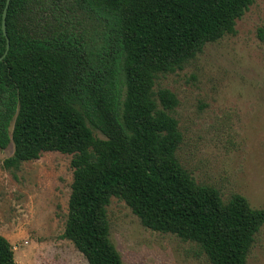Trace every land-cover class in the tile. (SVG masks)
<instances>
[{"label":"trees","instance_id":"obj_1","mask_svg":"<svg viewBox=\"0 0 264 264\" xmlns=\"http://www.w3.org/2000/svg\"><path fill=\"white\" fill-rule=\"evenodd\" d=\"M257 0H11L0 62V150L8 171L45 153L71 156L62 239L88 264H125L108 208L124 201L143 226L193 243L210 264H248L264 208L224 200L178 158L175 93L157 87L208 44L236 34ZM0 0V58L7 51ZM264 39V30L261 32ZM0 264H17L0 235Z\"/></svg>","mask_w":264,"mask_h":264},{"label":"rangeland","instance_id":"obj_2","mask_svg":"<svg viewBox=\"0 0 264 264\" xmlns=\"http://www.w3.org/2000/svg\"><path fill=\"white\" fill-rule=\"evenodd\" d=\"M264 0L237 22L236 34L208 44L184 70L157 87L175 93L184 141L178 158L199 184L264 208ZM14 145L0 150V235L17 264H88L62 235L73 182L72 157L45 153L8 171ZM111 239L125 264H210L195 244L143 226L124 201L108 208ZM264 264V227L248 258Z\"/></svg>","mask_w":264,"mask_h":264},{"label":"water","instance_id":"obj_3","mask_svg":"<svg viewBox=\"0 0 264 264\" xmlns=\"http://www.w3.org/2000/svg\"><path fill=\"white\" fill-rule=\"evenodd\" d=\"M11 3V0H7V5H6V9L4 11V16H3V32H4V35L7 37V51L5 53V55L0 58V62L4 60V58L8 55L9 53V49H10V41H9V38H8V33H7V26H6V17H7V13H8V8H9V5Z\"/></svg>","mask_w":264,"mask_h":264}]
</instances>
